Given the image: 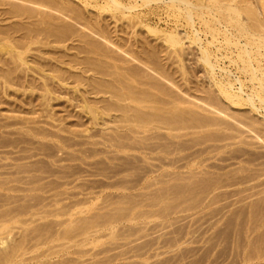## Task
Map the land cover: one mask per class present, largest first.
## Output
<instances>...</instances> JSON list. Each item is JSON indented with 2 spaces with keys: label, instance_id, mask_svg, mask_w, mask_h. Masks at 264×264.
<instances>
[{
  "label": "rangeland",
  "instance_id": "374dc122",
  "mask_svg": "<svg viewBox=\"0 0 264 264\" xmlns=\"http://www.w3.org/2000/svg\"><path fill=\"white\" fill-rule=\"evenodd\" d=\"M4 1L6 3L13 2L14 4L17 2L16 7L20 4L19 2H21L19 0H2L3 3ZM64 1L66 0H63V2ZM67 1H69V4L65 2L66 5H70V2H72V4L74 3L73 9L76 10L80 8L79 10L82 11L81 14H84L83 17L85 18L86 16L85 19L91 17L90 22L93 25L95 23L96 27L104 26L102 28H105L108 37L110 36L109 38L113 40L112 42L115 46L120 39L125 40V43H123L124 46H127L133 40L141 47L142 44H145L143 42L146 41V44L150 42L149 46L148 44H145V47L143 46V48L150 50L158 44L154 50L160 49V52L158 51V56L162 53L163 57L161 58V56H159L162 62L159 58L157 60L158 62L160 61L161 64H159L162 65V67L165 66L163 69L166 68L165 71L167 70V75H171L169 78L170 80L172 79L171 82L174 84L163 80L165 83L167 82V89L176 90L171 91L173 94L175 93V96L176 93H178L176 97L181 99L183 94L186 95L183 91L188 93L187 89L191 91L194 89L207 91L210 88L206 87V83L209 84L207 82L208 80L205 79L207 78L204 74L206 72H201V70H203L202 66L200 69L201 62L197 60V53L195 54L197 48H192L193 45H189L188 43L187 46L190 48L188 47L189 50H187L185 44L188 42L187 39L183 38L185 40L183 41L184 47L181 46L183 47V49H181L183 51L185 50L184 53L182 54L183 51L181 52L180 50L178 52L180 53L178 54L179 57L183 55L179 58L182 59L180 60L182 61L181 64H183L182 67L179 60V62L174 60L176 59L175 57L178 58V56L167 53L166 49V51L163 50L166 45L163 43L164 46L162 41L157 39L160 34L151 35L150 32L145 30L146 28L144 29L141 24L136 22L135 23L138 25L135 24L136 27H134L133 30L132 27L134 25L128 26L129 28L126 27L128 24L126 21L128 20L123 21L119 19V21H114L109 11L103 12L92 6H83L84 4L82 5L81 2H79L78 5L76 4L78 3L77 0ZM3 3H1L0 0V13L6 10V12L3 13L5 15L0 14V19H3L0 21V31L4 29L7 30V33L12 30L11 34L14 33L15 35L17 32L19 35L20 31L13 32V30L16 29L15 26H17L19 22V26H21L23 25L21 23L23 21V23H26L27 20L25 19V21L24 18L21 17L14 19V17L9 15L11 8V6L9 8V3L8 6ZM22 4L24 5L25 3L22 2ZM25 5L31 8V6H28V3ZM153 5L154 4H152V8H137L134 13H136L135 15L138 14L140 17L142 16V22L150 25V27L153 26L151 28H154V24H157V29H161L160 31L162 32H168V30H173L175 32L177 28V32L179 30L180 34L181 32L183 33V35L179 34V36L184 37L185 33L184 29H182L183 27L180 25V28L179 26H174V18L169 16L165 10L161 8L158 9ZM74 6L81 7L74 8ZM18 7L21 8V5ZM69 7L72 8V5ZM7 9L9 10L7 11ZM144 9L149 10H146V13H144ZM153 9L155 11L157 9V11L153 13ZM50 13L53 12L50 11ZM150 13L152 15H150ZM6 15H9L12 19L8 16L10 19L8 18L9 20H5L7 19ZM158 15L161 17H158ZM54 16H56V13ZM22 19L23 21H21ZM68 19L65 21H67V23L69 22V25L72 26L73 23L70 21V18ZM157 19L160 21L158 20L157 22ZM163 20H165L164 23ZM13 22L15 23L14 29H12L13 27L9 29L11 24L13 26ZM73 22L76 23V21ZM128 22L131 25V21ZM75 23L74 27L77 28L76 30L80 29L78 31L79 34L77 35V32L76 37L67 39L63 44L36 41L34 44L30 42V45L27 43L28 46L25 43L27 49H24L26 45H23V47H21L22 49H20V51H22L20 57H23V61H26V63L24 62L25 65H21L17 60L13 61V55L15 56L16 52H19L17 47L20 48L22 45L18 43L20 46H16L18 41L13 38H19L21 33L19 36L17 34L16 36L12 34V42L14 40L16 44L13 42V44H15L13 49V45H11L10 54H8L10 51V47H8L10 45V39L9 41L0 40V46L6 47L9 50L7 51V49L4 48L7 51L6 53H4L5 51H0V59L3 62L1 63L0 61V75L5 69H12V71H10L12 74L10 75L9 80L11 81L9 83H4L3 79H0V183L3 182L2 186H0V217L3 216L4 218H0V221L2 219L0 222V257L2 256V250L5 253L8 249L11 250L12 247L15 248L19 246L18 257L15 258L16 260L14 259L12 264H264V259H262L264 256V170L262 169L264 168V143L262 142V144L259 139V143L261 144H257L255 141H259L257 139L258 137L255 136L256 138L254 137V139L257 140L254 141V139H252L254 135H251L249 132L247 134V131L243 129L244 127L242 130L245 132L242 131L243 135L241 136L245 141L249 142L252 140L253 142L251 141L249 143H251V145L253 144V147H250L251 145L248 142H244L245 144L248 143L247 145L243 144V139L242 143L236 142L237 144H235V140H233L234 144H232V141L226 140L227 144L231 143V146L230 144L226 145V141H220L224 143L220 145L217 139L220 132H214L217 136L215 134L213 135V129L209 134L214 138L216 136L215 141L217 140L218 142H214V140H212L213 138H211V140L214 143L203 138L205 139V143H202V137L200 136L202 133H195L194 136L196 137V135H198V138L196 139L194 137V139H199V142L195 140V143H190L189 140L193 138V132L191 133V130L189 131L191 135L187 136H183L182 132L179 133L180 136L178 132H176L177 137L175 138L174 135L173 137L166 136L168 134L163 132V130L159 132L158 130H152L150 131L152 134L158 132L156 133V137L158 138V141L155 139L156 142L153 140L155 136H153V139L149 137L148 133L150 132H145L143 134L139 133L140 131L138 130V132L131 133L128 129L126 131V129L116 128L118 125L115 123H118V121L116 120L117 118L115 119L113 116L115 113L112 114L111 112L110 116L112 117L110 118L103 116L106 120L98 117L101 116L100 114L92 120L87 111L82 107L83 102H89L87 104H90V106L94 104L96 107H101L103 101L107 100V97L104 96V98L102 94V96L94 93L91 95L90 90L88 92L87 89H89V86L93 83L92 81L104 83L105 81L109 82L110 78L105 75L90 73V71L87 70H78L82 68V66H85L89 58V61L97 60V58H99V61L102 60L98 55H90L89 52L88 55L87 49H84L85 45L86 48H88V40L85 38L89 40L91 38L94 39L93 41H95V43L97 42L98 46L102 42H100V40L103 39L100 38V40H97L98 36L94 37L96 34H91L90 29L87 31L82 24L80 26V24H78L79 22H77V24ZM7 27H9V31L6 29ZM74 27L73 29L75 30ZM82 27L83 29H81ZM114 27L115 32L112 31ZM110 29L111 32L118 35L115 34V37L117 36L116 39L119 41L114 40L113 33L110 34V32H108ZM4 30H2V32H4ZM81 32H86L84 37L80 34ZM11 34L9 36H11ZM87 34L89 36L91 34V38ZM119 34H121L120 36L122 38H119ZM156 35L157 41L153 39ZM129 36H133L137 40ZM83 38L85 40H83ZM74 39L77 40V42ZM78 39H80V42ZM142 39L146 40L143 41ZM123 40H121V42H124ZM126 40H128V42ZM81 41L82 43L86 42V44H82ZM90 43L93 44L94 42ZM104 43L105 42L101 45ZM107 43L105 45L110 46L108 50L113 49V52L112 50L109 51L111 52L110 56H112V53H117L116 55L125 57L129 61L122 63L118 61L116 56H114L113 60L112 56L110 61L112 62L113 60V64H118L125 68L133 67L134 69L136 68L134 66L141 65L137 63V61L130 59L117 48H115L116 52H114V48L111 47L113 44ZM133 44L132 42V46ZM101 45L99 48L102 50L106 48L107 52L108 46L104 45L105 48H102ZM118 45L124 48L122 43L119 42ZM82 46L84 47L82 48ZM150 46L154 47L152 48ZM160 47L164 48L161 49ZM81 49L82 51L84 50V52H82ZM190 49L192 50L190 51ZM191 53L193 55H191ZM169 55H172L174 58L172 59ZM104 57H106L107 62H104L106 61L105 58H103V62L109 65L111 62L108 61V56ZM194 60L197 61V64ZM225 61L224 66L227 67L225 64H228V62ZM134 62L137 64L134 65ZM163 62H166V65ZM177 63H179V66L182 68L180 67L177 69ZM199 63L200 65L198 67ZM110 66H112V63ZM141 66L143 67V65ZM166 66H169V68ZM194 67L197 69L196 71ZM146 68L147 67H143L145 71ZM57 69L61 70L57 71ZM179 69H181V71ZM137 71L141 72L143 70ZM145 71L141 72L143 73L142 76L147 72ZM149 72L146 73V76H148ZM151 72L154 74L156 73L152 70ZM153 73L149 74L150 78ZM182 73L184 76L181 75ZM76 74H78V77L83 78V80H87H81L82 82H79L76 79L78 78ZM156 74L155 78L159 76L158 73ZM144 77L145 75L143 79ZM91 78H93V80ZM159 78L161 79L160 76ZM151 80L153 79L149 81ZM163 80L161 79L160 81L162 82ZM160 81H155V83L159 82V86H163L164 81L162 83ZM172 85L175 88H173ZM137 87L142 88L143 86L139 87L138 85ZM145 87L144 89H146ZM163 87H165V85ZM169 87H171V89ZM178 88L180 91H178ZM86 92H88V94ZM212 92L213 90H211V93ZM180 93H182L181 96L179 95ZM190 93L192 94L194 92ZM193 95L197 94L194 93ZM198 95L204 97V94ZM187 97L188 95L186 98L184 97L182 99L186 101ZM190 97H188V99L193 100H190L191 102H196ZM92 98L95 100H92ZM99 98L103 100L98 102L100 100ZM108 101L109 100H107V102ZM183 104L182 106L185 107L186 102ZM188 104L190 105L189 101ZM240 108H234L238 110V112L240 111L238 114L237 111H234L236 116L242 115L243 117L244 115V117H246L248 114V116L250 118L253 117L252 119L255 121L256 119L257 121L258 119L261 120L259 114L258 116L257 113L251 114L252 112H249L248 109H246L247 107L245 108V106H243ZM230 110H233V107H231ZM98 111L100 110L98 109L97 112ZM244 111L247 113L244 114ZM234 112L232 113L234 114ZM111 118H114V120ZM250 118L249 120H251ZM107 119H110V121H107ZM229 122L232 123V120H229ZM258 122L260 124V121ZM11 123H14L13 126ZM261 123L264 124V120ZM5 124H7V127ZM263 124H260V126ZM258 125L256 124L257 128ZM263 126L259 129L256 128L258 133H260L259 131H264ZM28 128L36 131L34 132L31 130V133L30 129L28 131ZM226 132L227 131H225V134H227ZM263 133L264 132H262V135L264 137ZM123 134L127 136L126 140ZM140 134H142L143 137L139 136ZM158 134L162 135L159 137ZM173 134H175V132ZM220 134L219 138L222 134L224 135V133ZM230 134L232 133L230 132ZM244 134H246L245 137ZM164 135L166 138L170 137L171 139L164 138ZM144 136L149 137V140L147 138L144 139ZM178 136L180 137L178 138ZM138 137L142 140L144 139L143 145H145V148L147 147L148 149L150 147V145L146 146V144H144L148 142L154 150L152 149L153 151L147 153L148 151L144 150L145 148L143 149L142 144L139 145L142 142L140 138L139 140L141 142L139 144L137 143V141L139 142L137 139ZM116 138H118L119 141H125V143L128 140L126 145L129 143V149L120 147L119 149L115 143V140H118ZM172 138L174 139L172 140ZM112 139H114L115 142L112 141ZM146 139L148 141H146ZM207 141L208 143H206ZM236 141H238V139ZM113 142L115 143L114 147L111 145ZM152 142H160V145L159 143H154L155 145H152ZM196 142L201 143L198 144ZM164 144L167 147H165ZM196 144H198V146ZM117 145L119 146V143ZM156 145L162 147L158 149L159 146H157L156 151ZM224 145L225 147L223 148ZM163 147L166 149V151L165 149L163 151L167 153H165L164 156L162 150H160ZM138 148H141L143 151ZM148 150L150 151L151 148ZM251 152L253 156H250ZM258 153L261 154L259 155ZM258 155L262 157L260 158ZM145 157H147V159ZM154 159H156V162ZM259 162L263 165L262 167ZM141 163L143 165H141ZM170 164L172 166H170ZM24 168L27 170H24ZM142 168L145 169L141 170ZM254 173L260 176L257 175L256 177ZM163 174H167V177ZM32 175L33 177H31ZM250 175L251 177L254 176V179H250ZM159 176L160 178H158ZM152 178L153 180H150ZM218 182H220V184ZM214 183L216 185L218 183V185L216 186ZM143 184H145L144 186L146 187H144ZM147 184H151L152 186H148ZM209 185H211V187ZM36 186H39L41 189L39 187L36 189ZM124 186H128L129 188H125ZM11 187L13 188L12 191L10 189ZM32 187L34 191L31 190ZM155 194L157 196H155ZM158 194L159 196L162 194L161 200ZM13 213L16 215L14 214V216ZM9 214L11 216H9ZM80 219L81 221H79ZM84 221L86 224L88 223L90 225L87 226ZM76 225L81 228L84 227V229L72 227ZM74 231H76V233ZM17 242L19 244H17ZM260 252L261 254L263 253V256L259 254Z\"/></svg>",
  "mask_w": 264,
  "mask_h": 264
},
{
  "label": "bare ground",
  "instance_id": "6f19581e",
  "mask_svg": "<svg viewBox=\"0 0 264 264\" xmlns=\"http://www.w3.org/2000/svg\"><path fill=\"white\" fill-rule=\"evenodd\" d=\"M6 1H11V0H6ZM13 1H15V0H13ZM19 1H21V2H19ZM19 1L18 2L20 4H18L17 7H16L17 2H16V4H14L13 2H8L9 3V8L11 6L9 15L14 17V19L15 18L18 19V17L24 18V20L26 19L27 22L23 23L24 21L22 19L21 21H23V22L21 24H23V25L20 24L21 26H19L20 22L18 21L19 23L17 22L18 25L15 26L16 29H14L15 23L13 22V26L11 24V27L9 26L10 28L7 27L6 29H8V28L11 29L13 27L12 28V29H14L13 32L20 31L19 32V35L21 33L20 37L19 38H16V37L13 38L12 36L14 35V33H12L13 34L12 35L11 34L12 30L10 32L9 29H8V31L10 33L9 32L6 33L7 30H4V29H2V30H4V32H2V30L0 31V40H8L9 41V39H10V41H9L10 45L8 46V47H10L9 48L10 51L8 50V48L3 47V46H0V51H5L4 53L9 51L8 54H10L11 53V45H13L12 49H13V47H15V44H16L14 42L15 39L18 41V42L16 41L17 42L16 46H20V45H18V43L22 44L20 46V48L17 47L19 49V52L17 51L15 56L13 55V58H14L13 61L17 60V61L20 62L21 65L22 64L25 65L26 61H23L24 60L23 57L22 58L20 57L22 55V51H20V49H22L21 47H23V45H26L27 43H29V45H30V42L32 44H34L36 41L37 42L46 41L45 43L63 44V43H65L67 41V39H71L72 37H76V33L80 30L79 28H78L79 30H76L77 28L74 27L75 26L74 25L75 22H73V21H76L75 24H77V22H79L78 24H80V26L82 24L83 27H85V29L87 31H88V29H90L91 32H90V30H89V32L91 34H93V33L96 34V35H94V34L93 35H94V37L98 36L97 40H100V38L104 40V41L100 40V42L102 41L100 43V45L103 42H105L103 45H101L102 48H105L104 45L107 42H108L107 44L112 43L113 45L111 47L114 48V50H115L114 52H116L115 48H117L119 51H121L123 54L127 55L133 61H137V63H140L141 65H143L144 68L147 67L146 71L149 68L152 71L158 73V75L161 77L162 80L164 79V80L168 81L169 83L174 84L173 82H171L172 79L170 80V78H169L171 75H169V74H168L169 76L167 75V73H166L167 70L165 71L166 68L163 69V67H165V66L162 67V65H160L161 64L160 63L161 59L159 58V56H161V58H162L163 57L162 53H161V55L158 56V51L160 49L159 50L158 49L154 50L155 47L158 46V44L155 47L154 46H150L152 48L154 47L153 49L150 50V49H147V48H143V46L146 44V41L143 42L145 44H142V47H141V46H138L139 44H137V42L135 40H133L129 44L126 43V44L129 45V46L127 45L128 46V48H127V46L126 45L124 46V44H123V43H125V40H123V39H120V41L117 40L116 38H117L118 35L116 33L111 32V29H110V31L108 30V32H110V34L113 33L112 35L114 36V40L119 41L120 43H122L124 48H122L120 45H118L119 42H117V43L115 42L117 44L115 46V44L112 42L113 40H110V38H109L110 36L108 37V33L106 32L105 28L104 29L102 28L104 26H97L96 27V25L94 23V25H95V27H94V25L90 22V18L91 17H89V19L88 18L85 19L86 16L84 18L83 17L84 14H81L82 11L79 10L80 9L79 7H81V6H79V7L74 6V8L75 7L79 8V9L75 10V9H73L74 3L72 4V2H70V5H72V8H70L69 7L70 5H68L69 1H67V0L64 1V2H63V0H19ZM77 1H78V3H76V4H78V5H79V2H81L82 5L84 4L83 6H89V7L92 6V7L97 8V9L103 11V12L104 11H109L111 13V17L114 19V21L115 20L119 21V19L120 20L122 19L123 21L124 20L131 21L130 22L131 25L129 24L128 21H126L128 23V24L126 23L127 24L126 27H128V26L130 27V26L134 25L132 27L133 30H134V27H136V25L141 24L142 27H144V29L146 28L145 29L146 31L150 32L151 35L152 34L153 35H155V34L159 35L160 34L159 37H157V35H156V36H154L155 38H153V39L156 40V37H157V39L161 40L162 44L164 43L166 45V47L165 48L163 47L164 49L162 47H160V48L163 49V50L166 49L167 53H169V54H172V55L175 54L176 56H178V54H180V53H178L179 50L181 52L183 51L182 49L184 47V44H183V41H185L184 39H187L188 42L185 43L186 47H187L186 49L189 50V48H190L189 46H187L188 43H189V45L190 44L193 45L192 48H194V47L197 48V50H196L197 52H195V54L197 53L196 54L197 55L196 56L197 60L199 62H201V65L199 63L198 67L200 65V69H201V66H202L203 70H201V72L202 73L204 71L206 72L204 74L207 76L208 79L207 78H205V79L208 80L207 82L209 83V84L206 83V85H207L206 87H210L211 88V89L207 88L208 89L207 91H202V90L199 91V90H195L194 88L193 89L195 91L194 90L191 91L190 89H187L188 93L183 91L186 94V95L183 94V96L185 98L188 95V97L191 96L194 99V101H196V102H191L193 100L188 99V97H187V99H188V101L190 103V105H189L187 99H186V101L184 99H182V98H184L183 96L180 99V98L176 97V96H178V93H176V96H175V93L173 94L171 92V91H176V90L167 89V86H166L167 82L165 83L164 80H163L164 82L163 81L162 82L165 85V87H163L164 85L163 86H161V85L159 86V82L155 83V81L157 82V81H160L161 79L159 78V76L155 78V76L157 74L156 73L154 74L153 72H151V70L148 69L147 72L150 71L151 73H153L154 77H153V74H152L151 75L152 77L150 78V76H149V74H151L150 72H149L148 76H149L150 79H153V80L155 79L154 81L153 80L149 81L150 79L148 78V76H146L147 72L143 69V67L141 65L140 66L137 65V66H134V67H136L137 70L145 71L146 73H144V75L149 80L147 78H145V77L143 79L144 75L142 76L143 73H141L143 71L140 72V71H137L136 68L134 69L133 67H126L125 68L124 66L122 67V66H119L118 64H116V65L113 64L114 63V61H113L114 60V56H116L118 58L119 62L126 63V62H129V61L125 57H121L119 55H116L117 53L116 54L112 53L111 55L113 56V60L111 59L112 60V62H111L110 58L112 56H110L111 52H109V51L112 50V52H113V49L108 50V49H110V46L105 45V46H108L107 47V52H106V48H105V50L104 49L102 50L101 48H99L100 45L98 46L97 42L95 43V41H93L94 39H92L90 37L91 34H90V36L87 34L92 40L90 39L91 40L90 41L88 38H85V39L88 40L87 41L88 48H86V45H85L86 42L82 43V41L85 40L83 38L81 43L82 44L85 43L84 44L85 47L82 46V48L84 47V49H87L86 51H87V53L89 52L90 55L94 54V56L95 55H98V57L100 56V59H102V60L99 61V58H97V60H93V61L90 60L89 61V59H90L89 58L88 62L85 63V66H82V68H79L78 70H80V69H81L80 71H86L87 70V71H90V73L99 74V75H105V76L110 78L109 82L105 81L106 83L105 82L103 83V82H100V81L97 82L95 79L94 80L96 82H94V81H92L93 78H91L92 80L90 79L93 83L91 82L92 84L89 86V89H87L88 92L90 90L91 95H92V93L100 94V95L102 94L103 97L105 96V97H107V100H109L107 102V100L105 99L106 101H103L102 106L101 107L98 106L99 108L94 106V104L91 105V106H90V104L88 105L87 103H89V102H87V103L85 102L86 104L83 102V106L82 107L87 111L88 115L90 116V118L92 120H93V118H95L99 114L102 117L101 116H98V117H100L101 119H105L106 120V118H104L103 116H107L108 118H110V117H112V116H110V113L112 112V114L115 113L113 116L115 117V119L117 118L116 120L118 121V123H117L116 120H115V122H116L115 124L118 125V126L115 125L116 128L126 129V131L128 129V130L131 131V133L132 132H138V130L140 131L139 133H143V134L145 132L147 133V132H150L152 130H156V131L158 130V132L160 130L161 131L163 130V132L168 134L166 136L173 137V135H174V138H175V137H177L176 136V132H178V134L182 132L183 136H187V135H191L189 133V131L191 130L190 132L191 133L193 132L192 133L193 134V138H191V139L194 142L192 140H189L190 143H195V140L198 138L197 137L198 135H196V137L194 136L195 133L196 134L197 133H202V135L199 134L202 137V139H201L200 136H199V138L201 139L202 143H205V139L208 140L209 142L210 141L213 142L212 140H214V142H218L217 140L215 141L216 136H217V134H215V133L216 132H218V133L220 132L221 134L224 133V135L222 134L223 136L219 133L221 135L220 138H219V134H218L217 139L219 140L220 145L224 144V143H222L220 141L224 142L226 140L227 141H232V142H233V140H235L234 141L235 144H237L236 142L242 143V139L243 138H242L241 135H243V132H245V131L242 130V128L244 127L243 129L247 131V134L249 132V133H251V135H254L253 138L251 136L252 139H254V137L256 136V137H258L257 138L258 140L259 139L261 140V143L262 142L264 143V137L262 135V132H264V131H262V132L259 131L260 133H258V131H257V129H259L261 126L264 125L263 123H261L264 120L263 119L264 118V0H77ZM22 2H24L25 4L28 3V6H31V8L27 7V5H25V4L23 5ZM65 2L66 3L68 2V4H67L68 6L66 5ZM1 3H3L2 0H1ZM8 3H6L4 1L3 4H7V6H8ZM10 3L11 4L13 3L12 4L13 6ZM152 4H154L153 6H156V8H158V9L161 8V9L165 10V12L169 16H172L174 18L173 19L174 20L173 21L174 26H179L180 25L181 27H183L182 29H184V33H185L184 35L185 36L184 37H182V36L180 37L179 36L180 32H179V30H178L179 33L177 32V28L175 30V32H177V33H175L173 30H171V28H170L171 31H169L168 30L169 27L167 28L168 32H162V31H160L161 29L160 30L157 29V27H156L157 24L156 25L154 24V28H151L153 26L150 27V25H147L146 23L142 22V20H141L142 16L140 17V16H138V14L135 15L136 13H134V12H135V10L137 8H141V7L142 8H152ZM20 5H21V8L18 7ZM22 5H23V7H22ZM153 8H155V7H153ZM8 10L9 9H7V11ZM146 10L144 11V13H146ZM163 10H162V13H163ZM47 11H49V12H47ZM50 11L53 12L54 15L56 13V16H54L53 13H50ZM156 11H157V9H156ZM156 11L154 10L153 13H155ZM4 12H6V10L2 11L0 14L5 15V14H3ZM137 12H139V11H137ZM149 12H147V13H149ZM158 14H159V12H158ZM9 15H6L7 19H5V20H9L11 18ZM150 15H152V14L150 13ZM66 16L68 18H70V21L73 23L72 24L70 22L72 24V26L69 25V22L67 23V21H65V20L68 19ZM159 16L160 15H158V17ZM63 18H65V19H63ZM163 18H165V17H163ZM159 19H157V22H158ZM2 20L0 19V21H2ZM164 21L165 20H163V23H164ZM135 22L138 23V24H136ZM98 23H100V22H98ZM98 23H96V24H98ZM180 26H179V28H180ZM73 27L75 28V30L73 29ZM83 27L81 29H83ZM126 27H124V28H126ZM116 28H118V27H116ZM128 28H126V29H128ZM114 30H115V27L113 28L112 31H114ZM136 31H138V30H136ZM164 31H165V29H164ZM148 32H145V33H148ZM82 33H84V32L80 33L84 37L86 32L84 34H82ZM118 33H119V31H118ZM10 34H11V36H9ZM16 34L18 35L17 32H16ZM16 34L14 36H16ZM78 34H79V32L77 33V35ZM115 34L117 35L116 37H115ZM127 34H129V33H127ZM181 34L183 35L182 32H181ZM120 35L121 34H119V38L121 37ZM126 37H127V35H126ZM129 37L134 38L133 36H129ZM11 38L14 39L13 42L15 44H13ZM79 38H82V37H79ZM131 39H128V40H131ZM134 39H136V38H134ZM78 40L80 42V39H78ZM121 40H123L124 42H121ZM128 40H126V41L128 42ZM144 40H146V39H144ZM155 40H154V42H155ZM75 41L77 42V40H75ZM11 42H12V44H11ZM90 42H94V43L92 44ZM132 42L134 43L133 46H132ZM139 42H142V41H139ZM147 44H148V42H147ZM149 44H150V42H149ZM149 44H148V46H149ZM160 44H161V42H160ZM27 45L24 48L25 50L27 49ZM181 46H183V47H181ZM4 48H6L7 51ZM191 50L192 49H190V51ZM81 51H82V49H81ZM184 51L182 52V54L184 53ZM82 52H84V50ZM89 53H88V55H89ZM101 55H102V58H101ZM172 55H169V56L172 57ZM191 55H193V54L191 53ZM104 56H108V61H110L112 63V66H110V64H111L110 62H109L110 63L109 65H108V63H104V62H107V59ZM182 56L180 55V57H182ZM180 57L179 56H178V58L175 57L177 60L176 59H174V60L176 62L178 60L179 61L182 60V59H179ZM103 58H105L106 61L103 62ZM158 58L160 59L159 62L157 60ZM173 58L174 57H172V59ZM0 61H1V59H0ZM224 61L228 62V64H229V65L225 64V65H227V67L224 66ZM195 62L197 64V61H195ZM1 63H3V62L1 61ZM137 63L134 62L133 64L135 65ZM163 63L166 65V62H163ZM179 63L181 64L182 61H180ZM179 63L176 64V65H178L177 69L180 68L181 66L183 67V64H181V66H179L180 65ZM169 65H170V63H169ZM138 66H139V68H138ZM141 67H142V69H141ZM166 67L169 68V66H166ZM170 67H171V65H170ZM173 69H174V67H173ZM194 69H195V67H194ZM58 70H61V69H57V71ZM179 70L181 71V69H179ZM179 70H178V72H179ZM186 70H187V68H186ZM196 70L197 69H195V71ZM232 70H234V71H232ZM10 71H12V69H10V68L5 69L4 71H2V73L0 75V79H3L4 83H9L11 81V80H9L10 79V75L12 74V72L10 73ZM139 72L141 73V76H140ZM81 73H84V72H81ZM76 75H77L76 77H78V74H76ZM181 75L184 76L183 73ZM71 76H73V75H71ZM79 76H81V75H79ZM206 76H203V77H206ZM76 79L79 82L81 80L82 81L87 80V79L83 80V78H81V77H78ZM140 79H141V81H140ZM156 79H158V80H156ZM143 81H147V82H143ZM133 84H135V85H133ZM136 84H138L139 87L143 86L142 87L143 89L142 88H138L137 87L138 85H136ZM144 87L146 89H144ZM169 88L171 89V87H169ZM173 88H175V87L173 86ZM148 89H150V90H148ZM87 90H85V91H87ZM211 90H213L212 93H214V94L211 93ZM178 91H180L179 88H178ZM189 91L190 92H194L197 95H193L194 93L191 94ZM45 92H46V90H45ZM88 92H86V93L88 94ZM198 94H204V97H200ZM179 95L181 96L182 93H180ZM103 97H101V98H103ZM101 98H99L100 100L98 102H100V101H102L104 99V98L103 99H101ZM92 100H95V99L92 98ZM96 101H97V99H96ZM184 102H186L185 107L182 106V104ZM186 105H187V107H186ZM243 106H245V108L247 107L246 109H248L249 112H252L251 114H256L257 113V116L259 114V117L261 118V120L258 119V121H260V124H263V125L260 126V124L257 121V119L255 121L254 119H252L253 117L250 118L248 116V114H247L246 117H244V115H243V117H242V115H240V116L237 115L236 116L235 112L237 111V114H238L240 111L238 112V110H236L234 108L236 107V108L239 109L240 107H243ZM95 107L98 108L100 111L97 112L98 109H96ZM231 107H233V110H230ZM232 112H234L235 115ZM241 113H243V112H241ZM246 113L247 112H245L244 114H246ZM117 114H118V116H117ZM247 117H249L252 121L249 120V118H247ZM111 119L114 120V118H111ZM108 120L110 121V119H107V121ZM229 120H232V123L229 122ZM233 122H234V124H233ZM13 124H12V126H13ZM256 124L257 125L259 124L258 128H257ZM5 125L7 127V124H5ZM9 125H10V123H9ZM3 126H4V124H3ZM29 129L30 128H28V131H29ZM212 129H213V132H212L213 135L214 134L216 135L215 138L213 136H210L211 134H209ZM31 130L32 129H30V132H31ZM181 130H185V131H181ZM238 130H240V131H238ZM32 131H34V129ZM225 131H227L226 132L227 134H225ZM158 132H156V133H158ZM174 132H175V134H173ZM183 132H186L187 134L183 133ZM230 132L232 134H230ZM150 133H148L149 137H152V139H153L154 138L153 136H155V138L153 140L156 141L155 139H157V141H158V138L156 137L157 134L155 133L156 134L155 135V134H152V132H150ZM123 135H125V134H123ZM150 135H152V136H150ZM161 135L158 134L159 137ZM245 135L246 134H244V137H245ZM125 136H124V139L126 140L127 136L126 137ZM139 136L143 137L142 134H140ZM180 136H178V138ZM149 137H145L144 136V139L145 138L148 139ZM194 137L196 139H194ZM120 138H121V136H120ZM139 138L140 137H138L137 139L139 140ZM162 138H163V136H162ZM164 138H166L165 135H164ZM167 138H170V137H167ZM174 138H172V140ZM203 138H205V139H203ZM211 138H213V139L211 140ZM114 139H112V141H114ZM116 139H118V138H116ZM130 139L132 140V137ZM147 139H146V141L149 140V139L148 140ZM152 139H150V140H152ZM237 139H238V141H236ZM257 139H254V141L257 140ZM143 140L141 139L142 142L139 140V142L137 141V143L139 144L141 142L139 145L142 144V147L144 149L145 145H143V142H144ZM260 140L258 142L257 141H255V142L258 144L260 142ZM115 141L114 142L116 143V146L118 148L120 147V148L129 149V147H130L129 143L126 145L128 140L126 141V143H125V141L123 142V140H120L122 144L120 143L119 139L115 140ZM117 141L119 143V146L117 145L118 144ZM196 141L199 142V139L196 140ZM208 141L206 143H208ZM227 141L225 142V144L226 145L230 144V146H231V143L227 144ZM251 141H249V142H251ZM149 142H151V141H149ZM198 142H196V143H198ZM234 142L232 144H234ZM244 142H248V141L244 140L243 144H245ZM255 142H254V144H255ZM113 143L111 144L112 147H114V145H115V143L114 144ZM154 143L152 142V145H155V144H158V143L160 145V142L155 143V144ZM172 143H174V142H172ZM200 143H198V144H200ZM261 143H259V144H261ZM144 144H146V146L150 145V147L148 146L149 148H151L150 151L148 150L149 148L147 149V147L144 149V150L148 151L147 153H149V152L154 150V148H152L151 144H148V142H146ZM198 144H196V145L198 146ZM243 144H241V145H243ZM247 144H245V145H247ZM249 144L251 145V143H249ZM159 145L155 146V150L157 149V146H159ZM168 145H169V143H168ZM207 145H209V144H207ZM252 145L250 147H253ZM210 146H212V145H210ZM160 147H162V146H159L158 149ZM165 147H167V146L165 145ZM165 147L160 149L163 152V156L166 153V152L163 151L165 149ZM224 147H225V145L223 146V148ZM217 148H219V147H217ZM138 149L142 150L141 148H138ZM165 151H166V149H165ZM168 151H169V149H168ZM209 151H211V150H209ZM209 151H208V153H209ZM260 152H262V151H260ZM251 153H250V156H253V153H252V155H251ZM242 154H243V152H242ZM136 155H138V154H136ZM145 156H146V154H145ZM245 156H246V154H245ZM255 156H256V154H255ZM155 157H158V156H155ZM233 157H234V155H233ZM259 157L261 158L262 156H259ZM145 158L147 159V157H145ZM169 159H170V157H169ZM174 159H175V157H174ZM252 159H254V158H252ZM154 160L156 162V159H154ZM165 160H167V159H165ZM177 160H175V161L178 162ZM260 162H259V164H260ZM263 164H264V162H263ZM141 165H143V164L141 163ZM149 165H150V163H149ZM152 165H153V163H152ZM184 165H185V163H184ZM170 166H172V165L170 164ZM260 166L262 167L263 165L260 164ZM30 167H32V166H30ZM139 167H142V166H139ZM144 167H146V166H144ZM166 167H168V166H166ZM144 169L142 168L141 170H144ZM262 169L264 170V168H262ZM24 170H27V169L24 168ZM258 170H260V169H258ZM258 170H257V172H258ZM261 172H263V171H261ZM160 173H162V172H160ZM140 174H142V173H140ZM254 174L256 175V173H254ZM166 175H164V176H166ZM257 175H256V177H257ZM141 176H143V175H141ZM258 176H260V175H258ZM31 177H33V175ZM253 177L254 176L251 177V175H250V179H252ZM158 178H160V176ZM248 178H249V176H248ZM35 179H36V177H35ZM162 179H163V177H162ZM150 180H153V178L150 179ZM27 181H30V180H27ZM33 181H32V183H33ZM2 183L3 182L0 183L1 184L0 186H2ZM149 183H152V182H149ZM218 183L220 184V182H218ZM218 183H217V185H218ZM144 185L145 184H143V186ZM150 185H148V186H150ZM209 186L211 187V185H209ZM33 187L31 188V190H33L35 188V187L34 188ZM38 187L36 189H38ZM127 187H125V188H127ZM144 187H146V186H144ZM4 188H7V187H4ZM10 189L12 191L13 188L11 187ZM213 189H214V187H213ZM4 190H6V189H4ZM31 190H30V192H31ZM8 191H9V189H8ZM209 192H210V190H209ZM209 192H206V193H209ZM155 196H157V195L155 194ZM158 196H159V194H158ZM160 196H159V198L161 200L162 196L161 197ZM156 200H159V199H156ZM10 211H8V212H10ZM14 214L15 213H13V215ZM11 215H12V213H11ZM11 215L9 214V216H11ZM0 218L4 219L3 216L0 217ZM2 219H1V221H2ZM73 221H75V220H73ZM79 221H81V219ZM75 222H74V225H75ZM87 222H89V221H87ZM85 224H86V222H85ZM1 225H3V224H1ZM86 225L88 226L90 224L87 223ZM72 227L73 228L74 227L78 228L80 226L76 225V226H72ZM2 229H4V228H2ZM78 229H84V227L83 228L80 227ZM74 232L76 233V231H74ZM80 233H82V232H80ZM66 234H68V233H66ZM17 244H19V243L17 242ZM18 250H19V246H16L15 248L12 247L11 250L8 249L5 253L2 250V256L0 257V264H12L14 259L16 257H18L17 256L19 254ZM261 252L259 254L261 256H263V253L261 254ZM257 256H259V255H257ZM260 258H262V257H260ZM262 259H264V256H263ZM14 264H17V263H14Z\"/></svg>",
  "mask_w": 264,
  "mask_h": 264
}]
</instances>
